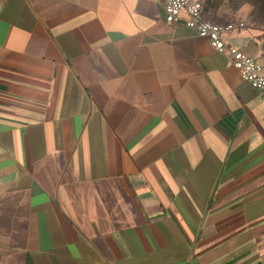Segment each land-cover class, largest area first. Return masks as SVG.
<instances>
[{"label":"crops","instance_id":"obj_1","mask_svg":"<svg viewBox=\"0 0 264 264\" xmlns=\"http://www.w3.org/2000/svg\"><path fill=\"white\" fill-rule=\"evenodd\" d=\"M0 264H264V97L165 0H0Z\"/></svg>","mask_w":264,"mask_h":264},{"label":"built area","instance_id":"obj_2","mask_svg":"<svg viewBox=\"0 0 264 264\" xmlns=\"http://www.w3.org/2000/svg\"><path fill=\"white\" fill-rule=\"evenodd\" d=\"M165 16L170 24L184 20L185 25L199 37L208 39L215 51L228 55L241 79L264 97V65L256 57L226 43L228 34L245 27L243 22L217 24L206 20L200 0H165Z\"/></svg>","mask_w":264,"mask_h":264},{"label":"rangeland","instance_id":"obj_3","mask_svg":"<svg viewBox=\"0 0 264 264\" xmlns=\"http://www.w3.org/2000/svg\"><path fill=\"white\" fill-rule=\"evenodd\" d=\"M200 1H202L205 9L209 10L205 15V19L208 21L217 24L240 21L247 28L264 30V0Z\"/></svg>","mask_w":264,"mask_h":264}]
</instances>
